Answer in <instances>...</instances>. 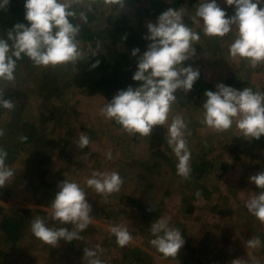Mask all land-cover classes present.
Returning <instances> with one entry per match:
<instances>
[{"label":"rangeland","instance_id":"obj_1","mask_svg":"<svg viewBox=\"0 0 264 264\" xmlns=\"http://www.w3.org/2000/svg\"><path fill=\"white\" fill-rule=\"evenodd\" d=\"M144 1L147 0L124 1L122 8L129 17L130 25L137 30L147 29L146 24L154 23L158 17L154 19L143 16L141 6L144 3H140ZM170 1L161 0L157 4L167 8ZM197 2L198 0H183L181 8L184 12L183 16L188 15L189 17L188 20L184 19L183 23L200 34V40L193 44L195 55L184 62L185 65L192 64L193 67L199 69L203 77L215 81L216 84L221 83L223 77L232 72L247 80L243 88L247 87L253 91L264 93V62L252 67L247 59L229 56L228 49L235 38V32H230L222 38L205 36L202 27L195 22ZM217 3L220 7L223 6L227 15L233 14V7L226 6L223 0H217ZM101 4L102 6H99L101 11L96 12L95 21L91 23L94 31L106 26L108 23L106 14L109 9L115 12L121 10L117 5L104 3V0ZM5 10L7 11V8L0 9V14ZM109 43L108 38H103L96 41L80 42L78 47L85 55L92 51L106 49V45L108 46ZM114 47L118 48L119 43L111 46V48ZM62 66H68L72 70L75 63ZM48 67L56 69V66H47V69ZM44 71L45 67L35 65L30 69H21L16 83L28 95L24 94L21 100L17 99L14 102L16 112L18 109H21L20 113L29 111L35 102L33 95H48L38 77V73ZM88 88V86L80 88L73 83L67 90L65 98L68 110L53 111V117H49L47 121L48 132L64 137L68 141V145L73 146V149L69 150V157L72 161L57 156L58 159L49 160L50 169L63 171L64 179H68L70 172L76 174L81 183H84L86 199L92 208L90 213L93 216L92 222L83 231L84 233H80L81 239L78 240V245L81 247L74 253L70 252L67 246L70 242H65L63 239L59 241L58 246L51 247L34 238L29 232H25L14 244L4 241L0 235V264H82L84 248L94 250L97 246L103 249L102 253L98 254L103 264H194L193 260L189 262L184 259L188 253L185 247H181L175 258H165L150 244V240L154 238L150 232V224L155 221L143 220L140 211L129 204L128 197L137 198L139 201L163 199L165 205L162 212L165 213L161 212L160 217L170 218L171 227L178 230L184 229V240L188 239L189 244L196 249V255L201 251L205 241L210 247V251H216L217 246L229 241L233 246L235 245V249H240L237 250L239 256L252 258L255 264H261V262L263 264L264 243L261 242L257 248H251L246 242L257 237L261 241V236L257 232L262 229L264 223L248 212L245 202L260 191L254 183L249 181L248 177L264 171V135L258 139L261 146L256 148L251 146L250 138L246 139L240 136L235 123L230 129L222 132H216L206 127L201 122L204 95L197 102L192 97L190 100L187 98L189 93L182 92L181 95L175 94L176 100L171 106L168 123L164 126H154L149 137L142 136L135 140L132 134L125 132L123 128H117L114 120L106 119L100 113L105 101L99 93H89ZM24 101L26 104L29 102L32 105L27 108ZM14 109L0 107V122H7L6 120L11 119ZM176 115H180L187 125L185 139L191 153L190 168L192 162L206 163L203 173L195 176L192 172L188 179L177 175L176 164L178 161L167 144L168 124ZM162 127L166 128L164 132L161 131ZM5 128L6 126L2 127V129ZM89 129L93 131L89 146L83 149L78 148L76 142L79 135ZM5 138L0 136V140L4 144H6L3 141ZM234 143H238V147L230 149L229 145ZM124 150H129L131 156L134 157L132 163H126L127 170L131 173L129 175H125L124 172L127 165L124 166L119 160V158L127 157ZM109 151L112 154L111 159L106 157V153ZM252 152L257 155L251 156ZM85 154H88L86 159L82 158ZM118 161L119 164H116ZM154 161L158 163L153 164ZM206 161L210 164H207ZM221 163L227 165L223 170L219 168ZM13 171L14 176L7 182V185L16 188L17 194L6 200L0 198V204L5 207L4 210L22 206L31 207L34 210L41 208L49 211V205L39 203L31 194L32 187H35V179L31 177L30 169L25 167L23 157L16 160ZM93 171H115L120 175H125L122 178L123 184L120 190L110 195L96 193L94 188L86 185V180L91 178ZM29 173L30 176L27 177ZM13 179H17V181L13 183ZM221 181H225L226 184L224 185ZM165 188L169 189V193L164 192ZM221 189H228V193L232 195L230 204L233 208L230 214L217 211L221 206L217 193L219 194ZM197 192L201 195L197 196ZM187 202L194 205L192 212L196 218L193 220L187 218L189 216L187 213L188 216H183V206L187 207ZM114 207L117 210L109 213L110 209L108 210V208ZM105 209L106 212H104ZM231 215L235 219L246 220L249 223L260 222L261 227L254 228L255 234L247 227L240 229L238 224L229 222ZM181 216L185 217L184 221H181ZM1 219L2 215L0 214V222ZM109 225H123L132 235L131 242L122 247L124 252L130 245H136L146 250L147 254L140 260L122 255L124 252L120 251L116 238L113 239L108 232ZM67 227L69 230L71 229V225ZM232 236L238 241L237 244Z\"/></svg>","mask_w":264,"mask_h":264},{"label":"clouds","instance_id":"obj_2","mask_svg":"<svg viewBox=\"0 0 264 264\" xmlns=\"http://www.w3.org/2000/svg\"><path fill=\"white\" fill-rule=\"evenodd\" d=\"M81 2L24 0V19L27 24H14L7 32V39L0 38V80H15L16 61L21 59L22 54L35 66L43 67L75 63L81 59L83 54L76 39L80 26L74 25L69 19L77 15L73 5ZM96 2L89 0V8ZM223 2L233 7L231 16L218 5L217 0H198L195 22L202 27L203 34L222 38L235 32V38L229 45V56L247 59L252 67L264 62V0ZM104 3L117 5L121 9L124 6V0H104ZM8 4L9 0H0V9H6ZM183 15V9L169 7L158 15L154 23L146 24L144 38L149 41L146 50L143 53H140L139 48L131 50V55L137 57L132 80L138 81V86L118 90L100 109L106 119L114 120L129 134L149 137L154 126L168 123L177 91L185 94L190 92L200 77L198 68L184 63L195 55L193 44L200 40V34L183 23ZM80 18L86 22L83 12ZM9 40L12 41L11 45ZM98 63L96 61L90 67L95 68ZM215 88V91L204 92L201 122L216 132L226 131L235 123L240 136L260 139L264 135V93L247 87L238 90L222 82L217 83ZM0 107L12 110L15 105L4 99L0 92ZM186 127L180 115L174 116L168 124L167 139L178 161L177 175L184 179H188L191 173V153L185 139ZM3 135V129H0V136ZM89 144V137L82 132L76 146L83 149ZM87 155L82 158L86 159ZM6 157L7 152L0 149V189L14 176L13 169L5 164ZM106 157L112 158L110 151ZM248 179L260 191L245 202V207L264 223V171L250 175ZM122 184V177L115 171H93L91 178L86 180L88 187L105 195L118 192ZM57 187L59 190L49 205V216L57 224L71 225V230L68 227H48L41 217H35L30 224L32 234L51 247L58 246L61 239L65 242L80 240V233L87 229L93 219L87 195L78 183L63 179ZM196 195L200 196L201 193L197 192ZM169 220L160 217L150 224V232L154 237L150 244L165 258H175L184 239L180 230L170 226ZM108 232L115 236L120 247L127 246L132 240V235L123 225H109ZM246 243L251 248L261 245L259 237L249 239ZM102 251L99 246L94 250L84 248L82 264H103L98 255ZM232 264L245 262L235 259Z\"/></svg>","mask_w":264,"mask_h":264},{"label":"trees","instance_id":"obj_3","mask_svg":"<svg viewBox=\"0 0 264 264\" xmlns=\"http://www.w3.org/2000/svg\"><path fill=\"white\" fill-rule=\"evenodd\" d=\"M124 1L133 2V0ZM158 1L161 0H147L141 2L140 4L144 3L141 6V13L143 16L155 19L162 11L169 7L178 10L183 6V0H171L167 8L157 4ZM101 3L102 0H97V2L91 4V7L89 8V0H82L81 3L73 5V10L77 13V15L75 17H70L69 19L74 25L80 26V31L76 38L79 42L78 46L80 45V42L83 41H96L98 39L108 38L110 43L108 46L106 45L107 48L82 55V58L75 62V67L71 68L72 70H70V67H63L62 65H57L56 69L53 67H48L47 69V67H45V71L42 73L39 72L38 77L40 78V82L46 88L48 95H33L35 102L32 107H30L32 105L31 103L27 102L26 104V101H24L26 107H30L29 111L27 110L26 112L20 113L21 109H18L17 112L15 111L17 109H14L12 113L13 117L11 119L6 120L7 122H0L1 129L3 126H6V128L3 129V136L6 137L3 141H5L6 144L0 141V149L7 152V157L5 159L6 166L13 169L16 160L19 157H23L25 167L30 169V172H32L31 177L35 179V187H32L31 194L39 203L44 205H50L55 193L59 190L57 187L58 182L62 181L65 176L61 170L50 169L49 160L59 156L66 158L67 161H72L71 157H69V150L73 149V146L68 145V141L64 137L48 132L47 124L49 117H53V111L57 112L68 110V107L65 104V98L69 87L72 86L73 83L80 88L88 86V92L99 93L105 101L104 104H106L108 102L107 100H111L118 90L125 89L128 86L136 87L139 84L138 81L132 80V75L136 70L137 57L131 55V50L133 48H139L140 53H143V51L146 50L149 43V41L144 38L147 29L140 28L137 30L130 25L129 17L126 12H124V9L116 12L109 9V12L106 14L108 22L106 26L100 30L94 31L91 23L95 21L96 12L99 10L101 11L99 8V6H102ZM6 8L7 11L5 10L4 13L2 12L0 14V38L3 39H7V32L14 24H27V21L24 19V0H9V4ZM221 8H223V6H221ZM81 12L85 14L86 22L81 20ZM184 19L188 20V15L183 16V20ZM8 42L11 45L12 41L9 40ZM115 43H119V47L111 48V46ZM96 61H99L98 66L95 68L90 67ZM32 66L34 67L33 62L27 56L22 54L21 59L16 61V69L14 72L15 80L11 82L0 80V92H2L4 99L10 100L14 104L17 99H22V95H28L25 93V90L16 83V78L19 77L22 68L30 69ZM220 82L239 90L243 88V86L247 83V80L244 79V77L237 76L231 72L229 75L224 76L223 80ZM215 85V81L206 79L200 72V77L194 83L192 90L188 92L189 95L187 98L190 100V97H192L196 101H200L205 90H216ZM176 94L181 95L182 91L178 90ZM114 123L117 128H122V126L117 122ZM164 129L166 128L162 127L161 131L164 132ZM92 132L93 131L89 129L84 133L89 137V140L92 137ZM132 135L135 140L142 137L139 134ZM22 137L25 139H21ZM250 141L252 147L259 148L261 146L257 139H250ZM237 144L238 143L229 145V148L233 149L236 146L238 147ZM124 154H126L127 157L125 159L119 158V160H121L125 166L127 165L126 163H132L134 157L131 156V152L129 150H124ZM255 155H257L255 152L251 153V156ZM157 163L158 162L156 161L153 162V164ZM116 164H119V161ZM205 164L192 162L191 173L194 172L193 174H195V176L200 175L206 168ZM207 164L210 163L207 162ZM226 166L227 165L224 163H221L219 168L223 170ZM127 168L128 165L124 169L125 175L131 174ZM125 175L120 176L124 178ZM29 176L30 173L27 174V177ZM66 180L74 181L78 183L81 188H83L84 183H81V180L76 177V174L74 175L70 172V175ZM12 181L15 183L17 179H13ZM221 182L224 185L226 184L225 181ZM164 192L169 193V189L165 188ZM15 194H17V189L13 186L5 185L2 189H0V198L2 200H6ZM217 196H219V200L221 202V206H219L217 211L220 210L224 214H230L233 207L231 206L232 204H230L232 202V195L228 193V189H221L220 193H217ZM127 199L131 206L140 211V216L145 221H155L157 218H160L162 213H165L162 212L165 201L161 198L153 199L155 201H139L137 198L132 197H128ZM187 200L189 201L188 198ZM187 204V207L183 206V216L189 215L187 218H191V220H193L196 218L195 214L192 212L194 205L190 202H187ZM4 208L5 207L0 204V214L2 215L0 222V235L4 241H10L12 244L16 243V241L19 240L25 232H29L34 238H36L32 234L30 228L31 221L35 217L43 218L48 227L69 226L57 224L49 216V211L41 208H37L35 210L31 207L22 206L15 209L10 208L8 210H4ZM108 210L110 213L116 211L117 208H108ZM104 212H106V209ZM183 218L185 217H180L181 221ZM229 222H231V224H238L240 229L247 227L254 234L256 233L254 228L261 227L260 222L253 221L249 223L246 220L235 219L232 215L229 217ZM180 231L184 239L185 231L184 229H181ZM257 233L261 236V242L264 243L263 225L262 229ZM111 237L114 239L115 236L112 235ZM233 239L237 244L238 241L234 237ZM67 246L68 250L73 253L76 249L78 250L81 247V245H78L77 239H73L72 243L70 242ZM234 246L227 241L217 246L216 251H210V247L205 241L198 255L195 254L196 249L189 244L188 239L184 240L182 247H185L188 250L184 259L189 262L193 260L194 264H223L222 262L225 264H232V261L235 259H242L245 264H255L254 259L239 256L237 254V250L239 251L240 249H235ZM119 249L124 252L122 247ZM65 250H67L66 247ZM146 254L147 251L143 250L139 246L130 245L122 255L140 260Z\"/></svg>","mask_w":264,"mask_h":264},{"label":"crops","instance_id":"obj_4","mask_svg":"<svg viewBox=\"0 0 264 264\" xmlns=\"http://www.w3.org/2000/svg\"><path fill=\"white\" fill-rule=\"evenodd\" d=\"M1 141V140H0Z\"/></svg>","mask_w":264,"mask_h":264}]
</instances>
